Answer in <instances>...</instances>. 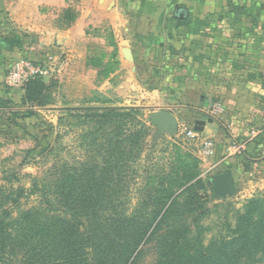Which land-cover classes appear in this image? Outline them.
Returning a JSON list of instances; mask_svg holds the SVG:
<instances>
[{
	"label": "crops",
	"instance_id": "obj_1",
	"mask_svg": "<svg viewBox=\"0 0 264 264\" xmlns=\"http://www.w3.org/2000/svg\"><path fill=\"white\" fill-rule=\"evenodd\" d=\"M1 54V97L21 100L6 79L22 58H53L55 76L105 74L125 101L132 93L216 143L215 157L200 150L204 174L229 171L248 195L264 187V0H0Z\"/></svg>",
	"mask_w": 264,
	"mask_h": 264
},
{
	"label": "trees",
	"instance_id": "obj_2",
	"mask_svg": "<svg viewBox=\"0 0 264 264\" xmlns=\"http://www.w3.org/2000/svg\"><path fill=\"white\" fill-rule=\"evenodd\" d=\"M35 79L42 78L23 85L20 102L0 96V108L44 106L47 86ZM35 81L38 85H32ZM65 112L75 119L70 125L81 130L88 158L96 157L98 163L81 162V167L64 163L59 177L45 188L43 203L50 208L63 205L68 216L38 206L21 209L19 199L9 203L0 198V264H136L149 242L156 247L153 264H254L264 259V197L246 200L231 218L217 221L218 230L210 233L215 225L200 221L204 214L191 219L187 214L198 212L208 196L200 161L178 156L168 169L160 166L155 176H149L154 181L140 188L145 198L136 203L106 200L107 192L119 194L113 186L127 176L130 184L135 183L143 171L150 129L137 118L142 109L106 105ZM210 188L212 197L218 198L212 182ZM26 190L17 188V197Z\"/></svg>",
	"mask_w": 264,
	"mask_h": 264
},
{
	"label": "rangeland",
	"instance_id": "obj_3",
	"mask_svg": "<svg viewBox=\"0 0 264 264\" xmlns=\"http://www.w3.org/2000/svg\"><path fill=\"white\" fill-rule=\"evenodd\" d=\"M12 45V49L19 47V44ZM111 48L114 49L113 45H111ZM94 51L99 53V55L101 54L103 58L105 56L104 60L100 57L96 62L100 64L99 66L104 65L106 67V45L96 43ZM11 53L15 54L16 57L20 55L18 50H13ZM6 58L2 54L0 55V60L3 62H0V69L1 64H7L8 60ZM29 59L43 61L52 65L53 74L50 78L35 79L41 80L40 83H44L47 86L44 106L28 108L29 105H25L0 108V198H3L6 202L9 201V203H12L14 199H19L21 209L38 206L39 208H46L48 211L52 210L55 213H59L62 210L64 216H68L69 210L63 205L61 207L55 204L50 208L46 203H43L46 199L45 188L53 184L52 182L59 177L60 171L58 169L62 164L81 167V162L88 163L91 161L93 164L98 163V160L94 157L96 161H93L91 155L88 158L87 150L81 142V130L75 125H70V123L75 122V119L67 117L66 108L106 105L139 107L137 102L140 100L138 96L131 93L130 96H127L128 100L125 101L126 97H124V94L120 96L117 86L114 87V85L112 87V85L106 84L105 74L86 78L80 77L79 79L58 76V74L55 76L56 68L53 58L37 60L38 58L29 57ZM2 76L0 75V79H2ZM115 80H117L116 76L112 78V81ZM6 81L8 83H6V87L20 88L19 86L11 85L8 78ZM34 84L38 85V82L35 81L32 85ZM8 99L20 102V98L17 95L13 96V98L10 96ZM24 110L37 112L39 115L21 117L17 112ZM159 111L161 110L142 109L141 114L137 116L138 119L146 122L150 129L145 137L146 147L142 154L141 169L143 171H140L135 183L131 182L130 184V178L127 176L116 186H113L119 194L115 195L107 192L106 200L120 199L125 202L136 203L145 198L144 195L140 194V188L146 185L148 181L147 184H151L154 181V179H149V176H155L158 167L162 166V168L166 167L168 169L171 163L177 161L178 156H181L186 161L193 159L200 161V143L188 138L180 130L179 123L182 119L177 120L176 118L175 125L161 128L155 125L153 119H151L152 115ZM177 114L178 116L186 115L183 112ZM174 116L176 117L177 115L175 114ZM149 165L154 166L149 167ZM147 167L150 168L148 171ZM214 174L215 172L211 173V175L209 173L204 174L200 168V176L205 182L209 183L206 188L208 196L202 201V204L197 209L198 212L187 211L190 219L197 217V214H204L200 221L214 223V229L210 233L218 230L216 227L217 221L224 222V217L231 218L237 209L243 207L246 200L254 197H264V187L253 192L252 195H248L240 187L238 192L236 191L232 195L214 198L210 188L212 178L209 180ZM126 184L130 186L128 188L117 187L120 185L125 186ZM19 187L27 190L24 191L23 195L17 197L16 190ZM11 191L12 193H10ZM186 196L181 198V202L186 200ZM84 228L82 227V229ZM137 258L136 264H153L156 259L154 242L144 245ZM254 264H264V259Z\"/></svg>",
	"mask_w": 264,
	"mask_h": 264
},
{
	"label": "built area",
	"instance_id": "obj_4",
	"mask_svg": "<svg viewBox=\"0 0 264 264\" xmlns=\"http://www.w3.org/2000/svg\"><path fill=\"white\" fill-rule=\"evenodd\" d=\"M53 74L52 65L47 64L43 61H34L29 58H22L12 65L10 68L7 78L9 83L13 86L23 87V85L32 78H50ZM180 130L190 139L200 142L201 152L207 157L216 156V143L209 139H203L199 132L188 127V125L183 122L180 124ZM245 143L233 142L230 144L229 148L234 150L236 153H244Z\"/></svg>",
	"mask_w": 264,
	"mask_h": 264
},
{
	"label": "water",
	"instance_id": "obj_5",
	"mask_svg": "<svg viewBox=\"0 0 264 264\" xmlns=\"http://www.w3.org/2000/svg\"><path fill=\"white\" fill-rule=\"evenodd\" d=\"M186 10L178 7L176 17H184ZM155 125L167 127L176 124V117L169 111L161 110L152 115ZM212 186L218 197H227L236 192V184L232 174L229 171L214 174L212 176Z\"/></svg>",
	"mask_w": 264,
	"mask_h": 264
}]
</instances>
